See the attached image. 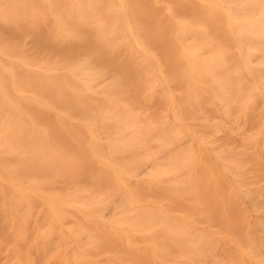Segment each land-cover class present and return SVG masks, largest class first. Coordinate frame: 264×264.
Returning a JSON list of instances; mask_svg holds the SVG:
<instances>
[{
  "label": "bare ground",
  "instance_id": "1",
  "mask_svg": "<svg viewBox=\"0 0 264 264\" xmlns=\"http://www.w3.org/2000/svg\"><path fill=\"white\" fill-rule=\"evenodd\" d=\"M0 264H264V0H0Z\"/></svg>",
  "mask_w": 264,
  "mask_h": 264
}]
</instances>
